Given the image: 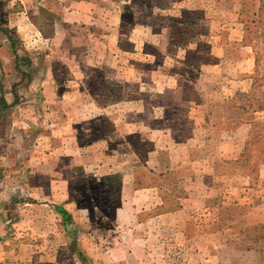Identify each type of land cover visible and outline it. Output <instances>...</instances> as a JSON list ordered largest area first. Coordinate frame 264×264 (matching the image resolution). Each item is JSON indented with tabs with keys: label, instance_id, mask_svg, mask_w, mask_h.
<instances>
[{
	"label": "rangeland",
	"instance_id": "1",
	"mask_svg": "<svg viewBox=\"0 0 264 264\" xmlns=\"http://www.w3.org/2000/svg\"><path fill=\"white\" fill-rule=\"evenodd\" d=\"M78 2L95 18L65 23ZM0 25V190L27 203L29 261L264 264L263 132L240 152L264 0H0Z\"/></svg>",
	"mask_w": 264,
	"mask_h": 264
},
{
	"label": "crops",
	"instance_id": "2",
	"mask_svg": "<svg viewBox=\"0 0 264 264\" xmlns=\"http://www.w3.org/2000/svg\"><path fill=\"white\" fill-rule=\"evenodd\" d=\"M6 1V0H4ZM21 2H27V0H20ZM96 4L95 3H84V2H78L76 4L73 5V9L70 12H66V15L64 17V22L71 24L76 20H86V19H94L95 16L93 14H97V8L95 7ZM22 11V9H21ZM26 12V10H25ZM8 20V28H12L15 24V26H18L20 23L16 22L14 23V17H12L10 14L7 18ZM96 21L99 22V19L96 18ZM17 24V25H16ZM60 24V22H59ZM58 24L54 22V26H57ZM65 25V24H64ZM2 25H0V31H2ZM7 30V29H6ZM11 30V29H10ZM5 40L7 39H2L0 38V42L2 44H0V56L2 55V57H0V62L2 63V67H4L5 70V65L7 63V44H5ZM2 50V51H1ZM6 75V73H5ZM46 93L48 94V96H50V94L54 95L55 93L53 91H50V85H47L46 87ZM57 92V90H56ZM5 103H6V108H2L4 109L3 111H7L11 106L10 104L7 102L6 98L4 99ZM8 103V104H7ZM1 110V109H0ZM247 124V123H246ZM245 145V143H244ZM244 145L241 147V150L243 149ZM264 165L260 164V166ZM259 173V172H258ZM230 178H234L232 180H234L236 183H234L233 185H231V187H237L239 183V179L238 177H235V175H231L229 177ZM9 189H3L0 190V264H39L38 262L35 261H29V259L33 258L34 255L32 257L29 258V252H31L32 254L37 255L36 251L38 248L36 247V245H30V244H24L25 241L27 243V235L30 236V238H34L33 242L38 241V236L36 232L30 231V232H26L25 234L23 233H18L16 235H13V233L10 232L9 229H11V227L13 225H18L21 224L23 225L24 223L29 224V219L26 218H16V216H18V214L20 213L21 210H24V205H26L27 203L24 204H11L9 201H5L7 199L6 194H8ZM42 206H45L46 204H41ZM40 206V207H42ZM47 206V205H46ZM38 207V208H40ZM8 208H11L14 211V214H12V216L8 217ZM28 208V207H27ZM53 211L55 213V207H53ZM24 217L26 216L25 213ZM58 214V213H57ZM11 215V214H9ZM263 220V219H262ZM262 220H254L251 221V223H260ZM249 224V223H248ZM44 236H50L48 234L44 233ZM53 240L55 239V237H52ZM30 242V241H29Z\"/></svg>",
	"mask_w": 264,
	"mask_h": 264
},
{
	"label": "trees",
	"instance_id": "3",
	"mask_svg": "<svg viewBox=\"0 0 264 264\" xmlns=\"http://www.w3.org/2000/svg\"><path fill=\"white\" fill-rule=\"evenodd\" d=\"M262 35H264V33ZM259 63H260L259 62V57H257L256 58V63H255V66H256L255 71L257 73V76L254 79V81H255L254 85L256 84V85L260 86L262 84V86L264 87V67H263L264 65L259 66ZM259 69L262 70V73H258ZM263 96H264V91H263L262 97ZM259 107H264L263 101H260ZM1 108H6V103H5L4 99H2V98H0V109ZM249 125H250V135L251 136H249V139L246 141V143H245V145H244V147L242 149V154L244 156H245V154L247 155V157H246L247 162H250L249 145L250 144H255L257 139H261L260 133L262 134V132H263V134H264V127L262 125H260L259 123H252V124H249ZM258 163L260 165L263 162L260 161ZM55 210H56V212L58 214H60L62 216V218L64 219V221L66 223L70 221V215L65 209H63L60 206H55ZM254 229H256V227ZM252 240L256 241V242H259V245L256 246V249L258 250L259 253L262 254L263 261H264V236L259 235L256 238H253Z\"/></svg>",
	"mask_w": 264,
	"mask_h": 264
}]
</instances>
